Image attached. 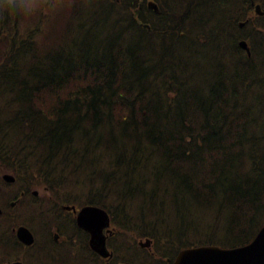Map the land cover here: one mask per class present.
Here are the masks:
<instances>
[{
	"label": "trees",
	"instance_id": "1",
	"mask_svg": "<svg viewBox=\"0 0 264 264\" xmlns=\"http://www.w3.org/2000/svg\"><path fill=\"white\" fill-rule=\"evenodd\" d=\"M252 2L91 0L0 23V161L59 204L89 192L120 236L153 240L146 264L249 244L264 226V37L242 32L249 59L231 28Z\"/></svg>",
	"mask_w": 264,
	"mask_h": 264
},
{
	"label": "flooded vegetation",
	"instance_id": "2",
	"mask_svg": "<svg viewBox=\"0 0 264 264\" xmlns=\"http://www.w3.org/2000/svg\"><path fill=\"white\" fill-rule=\"evenodd\" d=\"M13 166L0 161V264H145L144 253H155L132 250L111 216L102 230L109 253H96L78 223L88 205L59 204L47 181Z\"/></svg>",
	"mask_w": 264,
	"mask_h": 264
},
{
	"label": "water",
	"instance_id": "3",
	"mask_svg": "<svg viewBox=\"0 0 264 264\" xmlns=\"http://www.w3.org/2000/svg\"><path fill=\"white\" fill-rule=\"evenodd\" d=\"M256 13L264 15L261 6H256ZM240 46L250 50L245 41ZM79 225L92 234L91 247L97 253H108L102 229L110 226V218L105 210L87 206L79 214ZM141 247H150V240L140 242ZM173 264H264V226L256 237L247 245L236 248L201 246L182 250Z\"/></svg>",
	"mask_w": 264,
	"mask_h": 264
},
{
	"label": "clouds",
	"instance_id": "4",
	"mask_svg": "<svg viewBox=\"0 0 264 264\" xmlns=\"http://www.w3.org/2000/svg\"><path fill=\"white\" fill-rule=\"evenodd\" d=\"M91 0H0V23L31 21L43 15L70 11L74 5L88 7Z\"/></svg>",
	"mask_w": 264,
	"mask_h": 264
},
{
	"label": "rangeland",
	"instance_id": "5",
	"mask_svg": "<svg viewBox=\"0 0 264 264\" xmlns=\"http://www.w3.org/2000/svg\"><path fill=\"white\" fill-rule=\"evenodd\" d=\"M242 6L243 5L240 4V7H242ZM256 24H257V27L264 26V23H260V21H257ZM24 25H26V24H24ZM259 32H260V35L259 36L264 37V31L263 30H260ZM202 51H205V50H202ZM177 58H181V56H177ZM213 58H214V56H213ZM252 100L255 101V102L259 101L258 98H252ZM256 113L262 118V119H260L257 122L258 123L257 126L260 128L259 130L261 131V129L264 127V125H261V123L264 122V105L258 106L257 109H256ZM263 146H264V142H263ZM2 156L5 157L4 155H2ZM89 194H90L89 192H83L82 194H79L78 196H76L77 201H78L77 204H86V203H88L89 200H87V199H89V196H88ZM126 213H130V212L127 211ZM120 214H122V213H120ZM121 218H123V217H120L119 216L118 219H121ZM209 224H212V223H209ZM138 236H140V235H138ZM138 236L133 237L132 235H130V240H131L130 243H131V246L133 247L134 250H140L138 248V241L139 240L145 241V237H139V238H137ZM159 253H164V252L161 251ZM144 254H146V253H144ZM145 264H146V257H145Z\"/></svg>",
	"mask_w": 264,
	"mask_h": 264
}]
</instances>
